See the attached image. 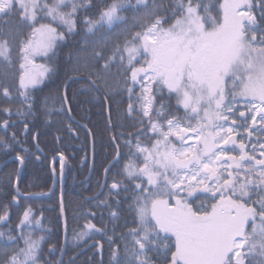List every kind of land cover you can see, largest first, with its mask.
Wrapping results in <instances>:
<instances>
[{"label":"snow or ice","instance_id":"1","mask_svg":"<svg viewBox=\"0 0 264 264\" xmlns=\"http://www.w3.org/2000/svg\"><path fill=\"white\" fill-rule=\"evenodd\" d=\"M92 7V0H0V75L15 69L17 79L15 95L7 86L0 95L21 98L17 116L33 115L31 91L57 73L36 59H51L58 43L77 35L79 13ZM129 9L138 13L130 25L120 15ZM13 16L18 23L9 27ZM82 23L80 52L68 56L71 79L111 94L119 85L109 78L120 75L129 100L137 101L126 110L136 120L123 141L128 159L121 165L116 144L105 170L121 165L123 179L110 191L133 190L137 223L119 237L131 238V246L122 257L113 250L114 264H264V0H111L97 19ZM118 24L127 25L122 41L87 38ZM0 111L13 114L10 107ZM0 127L6 131L9 120ZM16 159L24 164L23 156ZM16 192L13 203L24 195L18 183ZM0 211V225L8 224L7 205ZM42 218L29 207L17 235L0 231V264H42L45 237L24 232L43 230ZM89 231L104 232L87 223L77 238Z\"/></svg>","mask_w":264,"mask_h":264},{"label":"trees","instance_id":"2","mask_svg":"<svg viewBox=\"0 0 264 264\" xmlns=\"http://www.w3.org/2000/svg\"><path fill=\"white\" fill-rule=\"evenodd\" d=\"M221 1L213 0L214 3ZM109 2L111 0H92L93 7L79 13L78 34L58 43L55 55L51 59H38L46 66L56 67L57 73L47 77L42 85L31 91L35 101L33 115L26 118L17 116L15 109L22 106L21 98L8 100L0 95V108L10 107L13 110L11 116L0 111V124L3 120H9L6 131L0 127V137H3V141H0V165L8 160L10 162L0 172V210L7 205L11 212L9 223L0 225V231L6 236L17 235L16 225L26 208L30 207L33 210L34 218L42 214L43 230L35 226L32 229H24L25 233L31 231L34 238L45 237L42 244V264H45V258L50 259L52 264H57L61 258L63 264H114L113 250L118 249V254L122 257L125 244L131 246V238L125 240L119 237L124 236L129 229L137 227L135 214L129 207L134 196L133 190L129 187L128 192L121 191L119 195L110 191L114 179H123L118 175L121 165L128 159L123 141L128 138L126 135L128 132L135 130L133 125L136 123V120L127 115L126 110L129 103L137 105L135 97L129 100V93L124 90L122 76L114 75L109 79L118 82L119 86L113 84L111 94L104 92L103 89L100 92L91 89L85 79L71 82L66 93L71 116L64 98L65 85L74 75L70 71L72 64L68 61V56L70 53L75 55L80 52L85 38L82 20L84 17L97 19L99 12ZM165 2L170 4L172 0ZM132 3L135 4V0H132ZM142 11L141 8L140 12ZM120 15L126 17L130 25L138 13L129 9ZM212 15H217L215 9L212 10ZM11 20L13 23L9 27H14L18 23V18L13 16ZM125 27H127L125 24L114 25L111 28L105 26L94 37L87 38L93 40L103 36L110 41H122L123 37L118 34ZM59 30L63 31L62 28ZM116 71V67H113L112 72ZM14 72L15 69H8L7 77L0 75V86H7L15 95L17 79ZM135 92L139 93V89H135ZM25 124L28 125L27 131L24 128ZM82 125H85L90 133ZM13 133L16 140L12 139ZM121 133L125 135L122 136ZM90 135L94 142L95 161L93 174L88 180ZM4 141L10 147L6 148ZM114 142L120 145L123 159L121 165L111 168L103 187L105 168L115 152ZM17 155L24 157L23 172L18 182L20 163L18 160L11 161ZM59 156L60 158L55 160ZM61 156L65 159L64 176L61 173ZM55 179L57 189L52 195L43 197L53 189ZM17 183L19 192L23 193L24 197L20 196L18 201L13 203L12 197L17 194L15 188ZM124 183L128 182L125 180ZM29 196L33 198H28ZM105 202L107 206H104ZM196 206V203H193V207ZM113 211L117 213L115 218L111 215ZM0 212L2 214V211ZM90 212L94 215H88ZM63 214L67 229L65 249ZM87 223L94 224L104 232L89 231L83 239H78V234L84 231ZM9 228L12 229L11 233ZM109 237L115 243L110 245ZM98 242L103 246L101 252L95 251L97 247L82 250L87 245ZM19 246L23 247V243L20 242ZM50 246H55L59 251L50 255L48 251Z\"/></svg>","mask_w":264,"mask_h":264},{"label":"water","instance_id":"3","mask_svg":"<svg viewBox=\"0 0 264 264\" xmlns=\"http://www.w3.org/2000/svg\"><path fill=\"white\" fill-rule=\"evenodd\" d=\"M72 80H74V79H70L69 81H68V83H70ZM68 83L66 84V88H67V86H68ZM111 165V164H110ZM110 165L108 166V168L110 167ZM93 167H94V164H93V152H92V162H91V168H90V174L92 173V171H93ZM107 168V169H108ZM107 173L108 172H105V174L107 175Z\"/></svg>","mask_w":264,"mask_h":264},{"label":"rangeland","instance_id":"4","mask_svg":"<svg viewBox=\"0 0 264 264\" xmlns=\"http://www.w3.org/2000/svg\"><path fill=\"white\" fill-rule=\"evenodd\" d=\"M38 59H39V58L36 59V63H37L38 65H41V64L44 65L42 62L38 61Z\"/></svg>","mask_w":264,"mask_h":264},{"label":"flooded vegetation","instance_id":"5","mask_svg":"<svg viewBox=\"0 0 264 264\" xmlns=\"http://www.w3.org/2000/svg\"><path fill=\"white\" fill-rule=\"evenodd\" d=\"M16 205H18V204H16ZM10 214H11V212H9Z\"/></svg>","mask_w":264,"mask_h":264}]
</instances>
